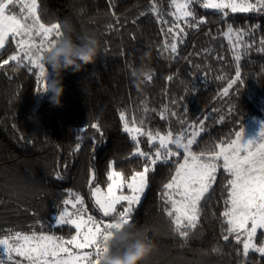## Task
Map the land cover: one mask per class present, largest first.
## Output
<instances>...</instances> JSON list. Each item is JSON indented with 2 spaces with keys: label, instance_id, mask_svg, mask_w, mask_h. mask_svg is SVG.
Instances as JSON below:
<instances>
[{
  "label": "trees",
  "instance_id": "obj_1",
  "mask_svg": "<svg viewBox=\"0 0 264 264\" xmlns=\"http://www.w3.org/2000/svg\"><path fill=\"white\" fill-rule=\"evenodd\" d=\"M38 3L43 23H60L64 36L77 43L83 36H92L101 51L95 64L79 73L63 74L60 107L50 103V91L37 92L36 77L28 69L12 61L0 67V234L35 231L70 239L76 229L57 224L56 218L65 207L63 201L73 199V193L83 198L87 214L101 216L90 192L92 172L96 179L91 184L106 192L109 162L126 178L143 169V161L131 155L132 141L123 131L121 111L126 110L129 118L145 120L148 130L161 134L169 130L175 134L182 127L170 114L161 119L163 106L191 124L205 118V131L193 146L196 152L235 139L232 133L254 119L264 122V53L257 51L264 39V15L237 12L225 18L214 9L194 4L197 19L205 22L189 28L180 21L186 35L183 43L177 40L178 54H173L163 48L162 31L174 19L169 15L175 12L171 0ZM153 3L162 14L160 22L149 11ZM228 25L254 30L243 37L252 44L247 52L243 46L238 49L243 83L234 85L225 97L223 89L235 78L236 67L232 45L224 35ZM15 52L10 38L0 51V62ZM146 52L148 58L142 59ZM142 66L151 70L153 80L137 86L133 71ZM48 75L51 80V70ZM168 76L173 77L170 82ZM94 122L99 132L91 128ZM139 139L141 149L148 151L147 138ZM173 174L174 165L155 166L142 201L133 208L130 226L144 229L155 245L147 264H244L242 245L232 237L222 238L221 214L227 195L223 168L201 202L199 223L187 240L173 231L161 199L163 185ZM123 192L131 194L126 187ZM262 239L259 235L257 243ZM246 264H264V258L250 252Z\"/></svg>",
  "mask_w": 264,
  "mask_h": 264
},
{
  "label": "snow or ice",
  "instance_id": "obj_2",
  "mask_svg": "<svg viewBox=\"0 0 264 264\" xmlns=\"http://www.w3.org/2000/svg\"><path fill=\"white\" fill-rule=\"evenodd\" d=\"M197 3L204 9L216 10L217 14L225 18L229 13L237 12L264 15V0H171L175 12H170L169 15L174 19L166 30L162 29L166 37L163 41L165 51L170 49L171 53L178 54L177 40L183 43L186 35L180 21L189 28H198L205 22L197 19L192 8ZM39 7L38 0H0V50L5 49L10 37L16 45V52L0 62V67L12 61L16 67L31 71L36 77L38 93L47 88L48 71L43 63L44 53L50 52L64 37L60 23L47 25L41 21ZM149 11L156 16L158 22L161 21L162 14L155 3L150 6ZM144 14L146 13H141ZM163 23L167 24L168 21ZM109 28L112 26L109 25ZM253 30L233 29L232 25H228L227 32L224 33L232 45L236 62L235 78L229 79L222 92L225 97L230 94L229 90L234 85L243 83L242 53L238 49L243 46L247 52L252 46L243 37ZM259 45L257 51L264 53V39L259 41ZM33 50L41 55H32ZM172 79V76L167 77L169 82ZM152 80L153 75L147 82L151 83ZM143 110L148 111L146 107ZM166 114L178 118V123L182 126L179 132H153L146 128L145 120H137L135 116L129 118L126 110L120 112L123 131L132 141L131 155L143 161V169L134 171L126 178L121 171L115 169L114 162H109L106 192H102L100 186L91 184V180L96 179L95 172H92L91 196L107 220L87 215L83 198L73 193V199L63 201L65 207L59 212L56 223L73 226L76 229L75 235L64 239L35 231L26 234L9 230L6 234H0V264H23L24 261L27 264H99L101 245L109 239L114 227L131 224L133 205L139 203L148 186V175L155 171L158 164L174 165V174L163 185L161 199L166 215L174 225L173 231L181 239L187 240L191 231L197 227L202 211L201 202L206 199V194L216 181L217 169L223 168L227 174L224 185L227 195L225 210L221 214L224 217L222 238L228 241L232 237L237 244L242 245L244 264L250 252L258 253L264 258V239L257 243L258 230L264 236V125L261 126L258 139L245 140L244 128L241 127L232 133L235 139L221 141L196 152L193 151V145L198 143L197 137L205 131V118L191 124L176 111L163 106L161 119H166ZM91 128L100 131L98 122L92 123ZM140 137L147 138L148 151L141 149ZM76 150H79V145ZM125 187L131 194H124ZM69 205L74 211L69 210ZM81 249L89 251H77Z\"/></svg>",
  "mask_w": 264,
  "mask_h": 264
},
{
  "label": "clouds",
  "instance_id": "obj_3",
  "mask_svg": "<svg viewBox=\"0 0 264 264\" xmlns=\"http://www.w3.org/2000/svg\"><path fill=\"white\" fill-rule=\"evenodd\" d=\"M99 41L92 36H83L79 42H74L70 37L64 36L50 52L44 53L43 63L48 71L51 70L53 78L43 91L51 93L50 103L55 107L62 106L64 94L63 74L66 72L79 73L88 65L95 64L100 55ZM32 55L41 54L33 50ZM146 52L142 59H147ZM150 69L142 66L135 71L134 82L140 86L152 77ZM99 264H147L155 251V245L145 235L142 228L133 229L128 224H120L111 230L109 239L102 245Z\"/></svg>",
  "mask_w": 264,
  "mask_h": 264
},
{
  "label": "rangeland",
  "instance_id": "obj_4",
  "mask_svg": "<svg viewBox=\"0 0 264 264\" xmlns=\"http://www.w3.org/2000/svg\"><path fill=\"white\" fill-rule=\"evenodd\" d=\"M11 38V37H10ZM9 38V40H10ZM1 51V50H0ZM50 79H49V75L47 77V86L48 84L50 83ZM264 125V122H262L261 120H258V119H254L252 120L251 122H249L245 127H244V132H245V140H249V139H258L259 138V133H260V130H261V126ZM195 145V144H194ZM193 145V146H194ZM220 168L217 169V173L219 171ZM216 173V174H217ZM147 189V188H146ZM146 189L145 191L143 192V194L141 195V199L139 201L138 204H134L133 205V208H135V206L139 205L140 202L142 201L143 199V196L145 195V192H146ZM104 192V191H102ZM70 211H74L73 209H70ZM87 215H92V214H87ZM94 216L95 218L98 217L97 219H104L102 213H101V216H96V214L92 215ZM260 232L261 230H258L257 232V239L259 238V235H260ZM78 251H89V249H81V250H78Z\"/></svg>",
  "mask_w": 264,
  "mask_h": 264
}]
</instances>
